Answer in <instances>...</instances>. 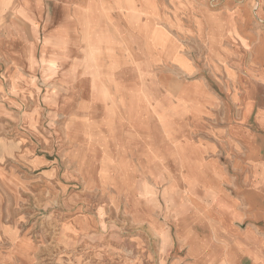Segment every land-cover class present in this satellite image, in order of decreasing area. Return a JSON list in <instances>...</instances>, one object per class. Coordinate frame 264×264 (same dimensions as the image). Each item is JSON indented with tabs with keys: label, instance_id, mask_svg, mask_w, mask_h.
<instances>
[{
	"label": "rangeland",
	"instance_id": "1",
	"mask_svg": "<svg viewBox=\"0 0 264 264\" xmlns=\"http://www.w3.org/2000/svg\"><path fill=\"white\" fill-rule=\"evenodd\" d=\"M0 2V264H264V222L225 197L247 179L210 178L179 100L226 83L206 40L251 41L235 67L264 72V0ZM181 47L192 75L163 61L188 68Z\"/></svg>",
	"mask_w": 264,
	"mask_h": 264
},
{
	"label": "crops",
	"instance_id": "2",
	"mask_svg": "<svg viewBox=\"0 0 264 264\" xmlns=\"http://www.w3.org/2000/svg\"><path fill=\"white\" fill-rule=\"evenodd\" d=\"M37 1L44 7V4L54 0ZM119 1L116 0V6ZM27 5L29 6L28 3ZM4 7L0 2V9ZM32 10H28V13H35ZM222 38L227 43L219 41L214 49L215 53L208 49L206 40V51L209 60L222 62L226 83L217 82L213 78L208 81L206 77L192 79L186 84L181 81L187 93L180 96L179 100L184 101L189 113L192 110L205 127L204 141H197V145L189 147L196 155L192 156L199 163L207 164V174L219 184L223 178L247 179L245 186L239 185L235 197L223 194L227 202L240 207V211L234 212V218L250 220V225L259 224L264 222V72L258 75L255 68L243 72L235 67L238 63V46L244 48L251 45L254 53L251 41L243 43L237 38L230 42L226 37ZM178 51L188 62V68H182L169 58L163 61L179 70L181 75L196 73L195 65L182 47ZM229 71H232V75H229ZM219 223L220 227L225 228L223 218ZM249 229L248 233H253L250 226ZM234 231V236L241 243L238 249L246 247L244 253H248L255 261L251 253L257 247L260 248L261 243L257 242L249 247L246 243L249 239H245L249 234ZM253 235L255 236L254 233Z\"/></svg>",
	"mask_w": 264,
	"mask_h": 264
}]
</instances>
